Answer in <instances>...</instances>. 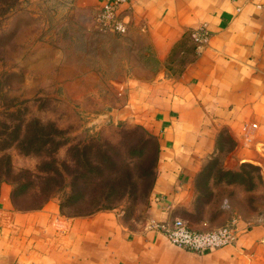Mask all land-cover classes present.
Wrapping results in <instances>:
<instances>
[{
    "label": "crops",
    "instance_id": "0c3cea01",
    "mask_svg": "<svg viewBox=\"0 0 264 264\" xmlns=\"http://www.w3.org/2000/svg\"><path fill=\"white\" fill-rule=\"evenodd\" d=\"M105 1L74 4L95 15ZM119 13L127 21L121 73L76 77L89 93L75 97L93 129L137 125L156 137L149 216L131 227L114 208L66 215L56 197L19 208L5 182L0 264H264V219L243 216L232 243L203 252L172 243L152 224L228 220L208 223L210 202L199 200L196 180L212 156L264 168V0H128ZM201 27L208 38L198 47L191 32Z\"/></svg>",
    "mask_w": 264,
    "mask_h": 264
},
{
    "label": "rangeland",
    "instance_id": "374dc122",
    "mask_svg": "<svg viewBox=\"0 0 264 264\" xmlns=\"http://www.w3.org/2000/svg\"><path fill=\"white\" fill-rule=\"evenodd\" d=\"M122 34L100 29L94 13L74 0H0V187L9 183L17 206L56 197L66 215L106 207L131 227L146 222L153 143L135 126L93 129L75 97L89 93L76 77L121 73ZM44 134L51 136L46 143ZM84 145L92 146L90 159L75 149ZM105 154L111 163L82 168ZM129 174L133 184L126 185ZM196 186L199 200L210 202L204 213L212 225L233 214L264 219V168L256 163L230 166L225 155L212 156Z\"/></svg>",
    "mask_w": 264,
    "mask_h": 264
},
{
    "label": "built area",
    "instance_id": "2783aa9c",
    "mask_svg": "<svg viewBox=\"0 0 264 264\" xmlns=\"http://www.w3.org/2000/svg\"><path fill=\"white\" fill-rule=\"evenodd\" d=\"M128 0H107L95 13L96 24L102 30L124 33L127 30V21L119 13L121 4ZM192 39L198 47H201L208 38V31L201 27L191 32ZM251 124L244 123L243 129L246 138L252 135ZM239 215H231L228 220L217 227L194 228L191 223L180 216L173 218L171 222H152L174 244L196 252L207 251L211 248L232 243L240 228ZM207 226V222H203Z\"/></svg>",
    "mask_w": 264,
    "mask_h": 264
},
{
    "label": "trees",
    "instance_id": "16d2710c",
    "mask_svg": "<svg viewBox=\"0 0 264 264\" xmlns=\"http://www.w3.org/2000/svg\"><path fill=\"white\" fill-rule=\"evenodd\" d=\"M133 129H135V130H139V132H140V134L143 136V138H144V140L145 141H147V142H152L153 143V145H154V153H155V156H154V160H155V164H156V161H157V154H158V144H157V140H156V137L155 136H153V135H151V134H149L144 128H142L141 126H135V127H133ZM144 132L145 134H147V137L145 136L144 137V133H141V132ZM44 137H46L45 139H44V141H45V143L47 142V139L48 138H50L51 136H50V134H44ZM91 148H92V146H90V145H84V146H81V149H80V146H75V149H77V150H79L78 152H79V154H80V156L81 155H84V156H86V157H88V159H90L89 158V152H91ZM105 160L104 159H102V161H101V163L100 164H97L96 162L95 163H93L92 165H87L86 167L84 166V163H82V165H83V169L85 168V170L86 171H88V172H91V171H93L94 169H98V168H100V166L102 165V166H105L106 165V163H111V157L109 156V155H106L105 154ZM88 159H85V163L86 164H90L89 163V160ZM155 166V165H154ZM81 168V169H82ZM81 171V170H80ZM80 171H78V172H80ZM84 173V172H83ZM83 173H80V174H77V175H82ZM122 179H126L125 181H121V182H123V183H125L126 185H131V184H133V181H131L132 179H131V175L129 174V175H127V177H122ZM153 180H154V175H153V179H152V183H151V186H150V190H149V194H150V191H151V188H152V184H153ZM94 183H97V182H94ZM12 198H13V203H14V205L15 206H17L16 204H15V201H14V199H15V196H12ZM43 204H40V205H37V206H34V207H20V206H17V207H19V208H35V207H39V206H42ZM106 208V207H105ZM97 209H100V208H96V209H92V210H90V211H87V212H84V213H90V212H93V211H95V210H97ZM84 213H77V214H84ZM77 214H74V215H77Z\"/></svg>",
    "mask_w": 264,
    "mask_h": 264
}]
</instances>
